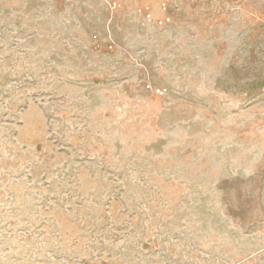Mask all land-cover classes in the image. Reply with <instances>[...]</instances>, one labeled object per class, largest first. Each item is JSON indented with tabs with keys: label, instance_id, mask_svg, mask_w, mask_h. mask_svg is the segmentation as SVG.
Returning <instances> with one entry per match:
<instances>
[{
	"label": "rangeland",
	"instance_id": "obj_1",
	"mask_svg": "<svg viewBox=\"0 0 264 264\" xmlns=\"http://www.w3.org/2000/svg\"><path fill=\"white\" fill-rule=\"evenodd\" d=\"M0 264H264V0H0Z\"/></svg>",
	"mask_w": 264,
	"mask_h": 264
},
{
	"label": "built area",
	"instance_id": "obj_2",
	"mask_svg": "<svg viewBox=\"0 0 264 264\" xmlns=\"http://www.w3.org/2000/svg\"><path fill=\"white\" fill-rule=\"evenodd\" d=\"M163 6H166V3H163Z\"/></svg>",
	"mask_w": 264,
	"mask_h": 264
}]
</instances>
